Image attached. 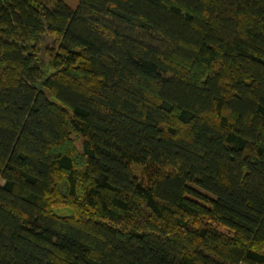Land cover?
<instances>
[{"label":"trees","instance_id":"1","mask_svg":"<svg viewBox=\"0 0 264 264\" xmlns=\"http://www.w3.org/2000/svg\"><path fill=\"white\" fill-rule=\"evenodd\" d=\"M0 264H264V0H0Z\"/></svg>","mask_w":264,"mask_h":264},{"label":"rangeland","instance_id":"2","mask_svg":"<svg viewBox=\"0 0 264 264\" xmlns=\"http://www.w3.org/2000/svg\"><path fill=\"white\" fill-rule=\"evenodd\" d=\"M67 4H69L71 7H75L77 5L78 0H64ZM77 146L79 147L78 140L76 141Z\"/></svg>","mask_w":264,"mask_h":264}]
</instances>
